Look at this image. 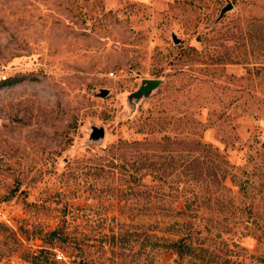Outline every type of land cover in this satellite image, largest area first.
I'll return each instance as SVG.
<instances>
[{
  "label": "rangeland",
  "instance_id": "obj_1",
  "mask_svg": "<svg viewBox=\"0 0 264 264\" xmlns=\"http://www.w3.org/2000/svg\"><path fill=\"white\" fill-rule=\"evenodd\" d=\"M166 135L232 165L208 153L196 214L132 178L122 142ZM0 264H264V0H0Z\"/></svg>",
  "mask_w": 264,
  "mask_h": 264
},
{
  "label": "trees",
  "instance_id": "obj_2",
  "mask_svg": "<svg viewBox=\"0 0 264 264\" xmlns=\"http://www.w3.org/2000/svg\"><path fill=\"white\" fill-rule=\"evenodd\" d=\"M126 147L128 146H138V149L132 150V154L136 157L134 163L131 161L130 165L134 172L132 178L137 185H140V181L146 175H152L158 179L160 183L158 184L160 188L167 186L170 190H173L179 198L182 199V210H178V214H192L200 211V208L194 206L195 198H199V194L195 192V187H201L200 183H197L199 177L201 176V170L204 164H206V158L209 154H213L216 158H219L220 162L215 166H212L207 173L214 178H219L216 180L217 185L222 188L225 184H221L229 174V170L232 165L228 163L220 152L213 148L210 144L203 143L201 140H189L178 138L177 136L166 135L162 140V148L160 150V159H156V162H149L147 155L144 152L150 144L149 141H134V142H122ZM160 144L159 142L157 145ZM192 144V145H191ZM168 145V146H167ZM174 151V152H173ZM122 153L118 154V151L113 154L112 160L116 163L119 162L121 168H127L125 156H120ZM156 167V169L152 168ZM149 168H152L150 171ZM154 169V170H153ZM142 171H145L142 173ZM150 171V172H149ZM219 182V184H218ZM206 185L210 186V182L206 181ZM214 185V184H213ZM162 195H167L162 193ZM55 234V230L51 232ZM185 237L177 236L176 238H169L168 249H174L177 254L183 255L186 249V245H191V242L185 241ZM190 247V246H188Z\"/></svg>",
  "mask_w": 264,
  "mask_h": 264
},
{
  "label": "water",
  "instance_id": "obj_3",
  "mask_svg": "<svg viewBox=\"0 0 264 264\" xmlns=\"http://www.w3.org/2000/svg\"><path fill=\"white\" fill-rule=\"evenodd\" d=\"M233 7L231 2H227L225 6H223L220 10L219 16L216 21H218L220 18L223 17V15L231 10ZM172 40L174 43H178L179 39L176 37V35L173 33L172 34ZM162 80L159 78H146L141 80L140 86L133 92H131L128 95V100L129 101H139L142 97H148L154 89H156L160 84ZM109 90L106 88H100L97 96L99 97H105L108 95ZM105 135V129L103 126H92L91 127V132L89 133V140L90 141H99L101 140Z\"/></svg>",
  "mask_w": 264,
  "mask_h": 264
},
{
  "label": "built area",
  "instance_id": "obj_4",
  "mask_svg": "<svg viewBox=\"0 0 264 264\" xmlns=\"http://www.w3.org/2000/svg\"><path fill=\"white\" fill-rule=\"evenodd\" d=\"M62 255L61 254H57V259H61Z\"/></svg>",
  "mask_w": 264,
  "mask_h": 264
}]
</instances>
